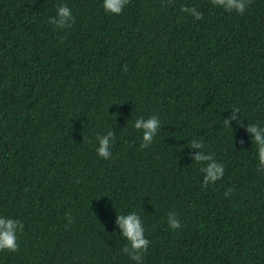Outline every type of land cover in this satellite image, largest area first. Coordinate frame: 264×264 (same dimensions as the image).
I'll return each instance as SVG.
<instances>
[{"label": "trees", "instance_id": "obj_1", "mask_svg": "<svg viewBox=\"0 0 264 264\" xmlns=\"http://www.w3.org/2000/svg\"><path fill=\"white\" fill-rule=\"evenodd\" d=\"M62 3L63 30L48 22ZM101 4L0 0V215L24 226L0 264H135L116 223L133 209L143 264H264V170L247 132L264 125V0L242 15L210 0H129L118 16ZM151 115L160 129L141 149L131 119ZM109 129L104 160L95 136ZM193 139L223 165L214 184Z\"/></svg>", "mask_w": 264, "mask_h": 264}, {"label": "clouds", "instance_id": "obj_2", "mask_svg": "<svg viewBox=\"0 0 264 264\" xmlns=\"http://www.w3.org/2000/svg\"><path fill=\"white\" fill-rule=\"evenodd\" d=\"M213 7L221 8L226 12H235L244 14L247 7V0H210ZM129 0H102L101 7L105 14L120 15L125 9ZM181 13H188L196 20L202 18V13L197 11L195 7L181 6ZM72 11L66 3H62L55 9V15L48 18V22L61 30L70 28L73 22ZM239 109L232 111L231 119H237L236 113ZM131 127L137 132L141 133L140 148L146 149L157 137L161 121L157 115H151L147 119L138 117L131 119ZM224 123L229 126V120L224 119ZM128 126V125H127ZM247 132L251 136V142L255 145L258 170H264V125L258 123L248 124ZM116 135L112 129L107 130L104 134H97L95 136V153L98 157L108 160L112 156L111 149L115 143ZM193 149L196 153L190 157L195 162H202L203 166L200 168L203 173V180L205 185L214 184L223 176V165L217 163L211 155L204 151V144L202 141L193 139L191 141ZM228 193L226 192L225 195ZM116 223L120 229V235L127 243L121 249L122 253L135 262V264H143L144 256L147 254L149 247V240L145 237V229L143 218L135 210L127 213L117 215ZM167 223L172 230L179 229L181 223L174 212H169L167 215ZM23 224L18 220L7 215H0V251L15 252L18 247V233L23 230Z\"/></svg>", "mask_w": 264, "mask_h": 264}]
</instances>
